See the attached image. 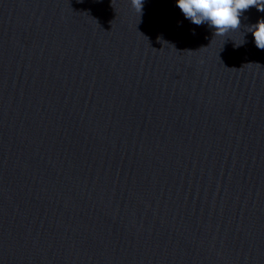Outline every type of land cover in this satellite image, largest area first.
<instances>
[{"label":"water","instance_id":"obj_1","mask_svg":"<svg viewBox=\"0 0 264 264\" xmlns=\"http://www.w3.org/2000/svg\"><path fill=\"white\" fill-rule=\"evenodd\" d=\"M261 18L0 0V264H264Z\"/></svg>","mask_w":264,"mask_h":264},{"label":"clouds","instance_id":"obj_2","mask_svg":"<svg viewBox=\"0 0 264 264\" xmlns=\"http://www.w3.org/2000/svg\"><path fill=\"white\" fill-rule=\"evenodd\" d=\"M131 5L139 14L142 13L143 0H131ZM176 5L191 23L197 26L206 24L214 29V35L238 30L241 17L250 8L264 12V0H176ZM246 27L254 38L256 48L264 50V18Z\"/></svg>","mask_w":264,"mask_h":264}]
</instances>
